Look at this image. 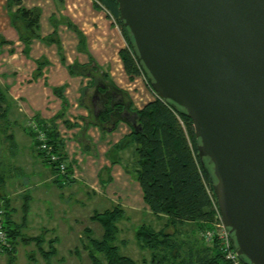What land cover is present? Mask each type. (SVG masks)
Masks as SVG:
<instances>
[{
	"label": "water",
	"instance_id": "1",
	"mask_svg": "<svg viewBox=\"0 0 264 264\" xmlns=\"http://www.w3.org/2000/svg\"><path fill=\"white\" fill-rule=\"evenodd\" d=\"M117 1L154 90L193 120L238 254L264 264V0Z\"/></svg>",
	"mask_w": 264,
	"mask_h": 264
},
{
	"label": "crops",
	"instance_id": "2",
	"mask_svg": "<svg viewBox=\"0 0 264 264\" xmlns=\"http://www.w3.org/2000/svg\"><path fill=\"white\" fill-rule=\"evenodd\" d=\"M22 5L41 9L40 34L26 51L12 19L20 4L0 0V86L26 119L25 127L30 118L51 119L64 111L57 125L73 181L83 177L88 183L106 165L111 171L101 170V176L119 178L123 155L115 146L137 124L136 109L157 96L144 74L132 77L126 71L120 50L128 40L122 28L94 0H22ZM108 107L110 118L104 121ZM55 175L52 167L53 180ZM96 184L91 183L94 190ZM140 187L138 181L136 195ZM114 191L121 205L135 206V191Z\"/></svg>",
	"mask_w": 264,
	"mask_h": 264
},
{
	"label": "trees",
	"instance_id": "3",
	"mask_svg": "<svg viewBox=\"0 0 264 264\" xmlns=\"http://www.w3.org/2000/svg\"><path fill=\"white\" fill-rule=\"evenodd\" d=\"M99 1L115 17L116 23L120 25L128 40V45L120 50L126 71L132 77L144 74L148 84L154 89L149 72L136 55L133 36L121 17L119 2ZM96 3L101 6L100 3ZM10 4H20L12 11V19L26 44L27 51L31 41L40 34L41 9L37 6L22 5V0H10ZM82 66L86 70H91L88 65ZM76 67L75 65L74 70ZM61 90L62 87H56L59 93ZM11 108L12 100L7 91L0 86V130L3 132H7L6 124L11 122L9 118ZM111 110L108 107L102 113L101 119L107 121ZM136 112L137 127L134 126L129 136L136 143L134 169L149 208L156 215L167 218L163 228L157 229L144 222L136 232L140 244L152 250V264H235L217 235L210 242L202 235L203 230L215 226L214 201H217V197L210 165L207 159L199 154V138L192 118L174 101L162 98L158 94L155 99L137 108ZM63 114L62 110L51 119L40 117L31 119L38 123L40 129L46 133L48 142L52 143L60 156L66 159L64 138L57 125L58 117ZM27 129L34 138L36 150L55 170L54 180L61 185L73 181L70 165H67L65 173H61L57 163L52 162L41 148L38 131L29 126ZM6 135L13 138L14 133L8 132ZM121 145L122 142H119L115 147L119 148ZM6 182L7 176L0 166V205L3 204L5 207L4 227L8 233V243L2 245V250L9 255L6 264H14L18 237L42 241L44 236L23 234L21 223L13 217L10 197L2 192ZM125 213V207L118 204L102 211L96 210L92 215L104 228L102 237L97 238L92 236V227L86 226L90 240L86 247H90L89 254L93 264H139L134 257L122 253L119 246L113 242L119 230L118 221ZM188 225H192V228L188 229L186 227ZM170 226H173L174 230H168ZM55 240L56 238L52 239L53 242ZM233 246L237 248L235 242ZM52 247L55 252L56 246ZM238 259L239 264H251L243 255L239 254Z\"/></svg>",
	"mask_w": 264,
	"mask_h": 264
},
{
	"label": "rangeland",
	"instance_id": "4",
	"mask_svg": "<svg viewBox=\"0 0 264 264\" xmlns=\"http://www.w3.org/2000/svg\"><path fill=\"white\" fill-rule=\"evenodd\" d=\"M16 109L12 103L11 122L6 124L8 130H0V166L7 176L2 192L10 197L13 217L21 223L23 234L43 235L44 240L18 237L14 264H93L90 247H86L90 243L86 226L92 227L93 237H102L103 225L92 215L96 210L121 205L123 199L120 200V193L114 189L135 191V206L122 205L126 213L118 221L119 230L113 242L122 253L134 257L139 264H152V250L140 244L136 232L144 222L157 229L163 228L167 218L150 210L141 187L136 195L139 181L134 169L136 143L124 137L120 148L116 147L123 155L119 159L118 167L123 171L119 178L115 176L112 181L101 176V170L104 173L111 171V166L106 165L100 167L95 176H89L88 183L80 177L61 185L53 180L51 165L35 148L27 129V126L32 127L29 125L31 118L25 127L26 119L21 118ZM8 132L14 133L13 138L7 139ZM94 180H97L96 190L91 185ZM0 207L5 213L4 205ZM186 227L191 229L192 225ZM168 230L172 231L174 227L170 226ZM53 238H56L54 242ZM53 245L57 248L55 252ZM8 259V252L0 247V264H6Z\"/></svg>",
	"mask_w": 264,
	"mask_h": 264
},
{
	"label": "built area",
	"instance_id": "5",
	"mask_svg": "<svg viewBox=\"0 0 264 264\" xmlns=\"http://www.w3.org/2000/svg\"><path fill=\"white\" fill-rule=\"evenodd\" d=\"M94 1L100 3L101 7H103V9H105L107 13L112 17V19L116 22L115 17L112 15L109 9L102 4L101 1L99 0H94ZM29 125H31L32 128L38 131V138L41 141L40 146L43 150H45L46 155L49 157V159L52 162L57 163V166L59 167L61 173H65L68 165L67 159L61 157L60 154L55 150L54 145L48 142L46 133L42 129H40L38 123L35 120L31 119ZM214 202L216 206L215 226L213 228L211 227L203 230L202 235L208 242H210L214 238V236L217 235L218 238L223 243V245L225 246V250L228 256L234 259L235 264H239V259H238L239 254L237 252V249L233 246L231 233L223 221V217L218 205V201H214ZM3 213H4V209L0 207V247L8 243V233L4 227Z\"/></svg>",
	"mask_w": 264,
	"mask_h": 264
}]
</instances>
